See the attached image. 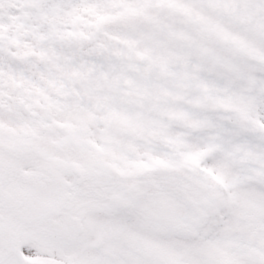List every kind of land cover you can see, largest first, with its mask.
<instances>
[{
	"label": "snow or ice",
	"instance_id": "6c2138e0",
	"mask_svg": "<svg viewBox=\"0 0 264 264\" xmlns=\"http://www.w3.org/2000/svg\"><path fill=\"white\" fill-rule=\"evenodd\" d=\"M0 264H264V0H0Z\"/></svg>",
	"mask_w": 264,
	"mask_h": 264
}]
</instances>
